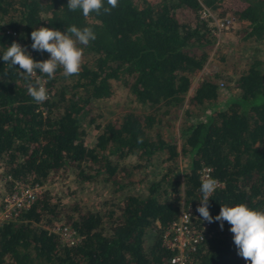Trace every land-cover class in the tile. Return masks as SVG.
<instances>
[{
  "label": "trees",
  "instance_id": "obj_1",
  "mask_svg": "<svg viewBox=\"0 0 264 264\" xmlns=\"http://www.w3.org/2000/svg\"><path fill=\"white\" fill-rule=\"evenodd\" d=\"M67 3L0 0V169L3 177L41 186L28 207L0 223V264H171L160 231L180 206L198 213L203 165L223 183L209 200L213 217L225 203L264 210V57L256 56L264 45V0H118L110 14L88 17ZM201 7L232 17L238 40L256 49L238 71L221 65L200 72L209 49L220 47L212 19L199 16ZM71 25L91 27L96 39L78 45L84 57L78 75L65 77L58 68L49 80L37 69L48 99L36 103L3 52L16 41L33 59H48L49 53L31 48L33 28L63 32ZM114 82L148 111L127 109L97 120L94 104L112 95ZM221 88L227 93L219 103ZM167 115L179 120L176 137L165 132ZM85 126L96 129L90 145ZM130 154L135 162L125 163ZM154 155H163L169 167L147 181L144 192L130 190L136 181L128 177L131 167L145 168ZM177 157L187 160L180 179ZM69 174L78 182L108 183L120 197L102 211L52 197L44 183ZM57 223L73 227L79 239L62 243L51 230ZM148 227L154 233L145 243ZM229 229L227 222L223 230L210 223L190 264H246Z\"/></svg>",
  "mask_w": 264,
  "mask_h": 264
},
{
  "label": "clouds",
  "instance_id": "obj_2",
  "mask_svg": "<svg viewBox=\"0 0 264 264\" xmlns=\"http://www.w3.org/2000/svg\"><path fill=\"white\" fill-rule=\"evenodd\" d=\"M68 0L69 10H82L84 17L95 12L110 14L113 8L118 6V0ZM96 39V34L91 27L79 28L71 25L65 31L40 26L33 28L31 32V48L41 53L50 54L48 59L35 60L16 41L3 52L2 59L9 67L20 70L27 82V92L36 103H42L48 99L46 81L37 76L39 73L47 76L49 80L55 78L58 68L62 69L65 77L78 75L81 70L83 49L78 45L87 46L90 41ZM17 68V67H16ZM35 80L33 83L32 80ZM143 138L138 137V142ZM218 181L211 177H202L200 203L197 212L208 223L219 222L223 230L224 222L230 225L229 231L233 234V241L237 248V255L242 257L246 264H264V210L250 208L245 203L235 205L221 204L220 212L213 217L209 212V200L218 187Z\"/></svg>",
  "mask_w": 264,
  "mask_h": 264
},
{
  "label": "rangeland",
  "instance_id": "obj_3",
  "mask_svg": "<svg viewBox=\"0 0 264 264\" xmlns=\"http://www.w3.org/2000/svg\"><path fill=\"white\" fill-rule=\"evenodd\" d=\"M238 27L237 23H232L230 27L226 28L216 36V41H220L218 49L216 46L209 49V54L206 62L204 63L200 72L209 73L221 66L229 71L230 68L238 71L242 64L245 62V56L247 53L256 50L249 41L238 40ZM256 50V56L264 57V45H258ZM223 53V55H221ZM221 56V57H220ZM84 57H82L83 59ZM221 93L217 97L219 103L223 102L224 95L227 93V89L221 88ZM236 91V89H232ZM186 97V96H185ZM131 109L133 111L146 112L148 109L144 105L132 101L131 95L127 92L125 87H122L118 83H113V93L109 98L98 99L94 104L93 111L99 114L97 120L108 119L114 117L122 110ZM196 110L195 108H193ZM180 109H178V112ZM209 109H205L204 112H208ZM202 117L203 113H199ZM171 115H167L166 119H170L171 125L165 128V132L169 134L177 135V127L179 124L178 118H171ZM84 142L90 145L95 138L96 129L92 126H85ZM162 156H152L150 163L147 166L134 168L131 164L127 167H131L128 177L135 179L134 186L130 188L132 191L144 192L145 184L150 179H156L159 174L163 173L166 167H169L170 163L162 160ZM136 157L133 154L128 155L125 158V163L135 162ZM183 162H180L177 157L178 176L182 171L183 163H186V157L182 158ZM44 186L49 189L52 197H59L63 201L79 200L83 205L98 209L100 211L110 207H114L110 203L115 202L120 197L119 191H112V186L108 183H102L98 179L91 181L78 182L74 179L73 174H69L67 177L53 182H45ZM112 201V202H111ZM154 230L152 227H148L144 232V242L149 243L153 236Z\"/></svg>",
  "mask_w": 264,
  "mask_h": 264
},
{
  "label": "built area",
  "instance_id": "obj_4",
  "mask_svg": "<svg viewBox=\"0 0 264 264\" xmlns=\"http://www.w3.org/2000/svg\"><path fill=\"white\" fill-rule=\"evenodd\" d=\"M198 12L200 17L209 16L212 19L211 33L215 36L223 32L233 22L232 17L228 15L217 17L214 12L206 7H201ZM202 177H211L209 168L204 165L199 169L200 181ZM5 181L9 184H6ZM217 181L218 187H221L223 183ZM40 189L41 186L38 184L12 178L9 174L3 177L0 169V223L14 218L19 210L28 207ZM51 230L58 235L64 244H72L79 239L75 229L63 223L54 224ZM209 233L210 223L203 220L200 214L195 212L192 205L180 206L177 215L160 231L163 246L172 251L168 257L169 262L171 264H190L193 262V251Z\"/></svg>",
  "mask_w": 264,
  "mask_h": 264
}]
</instances>
